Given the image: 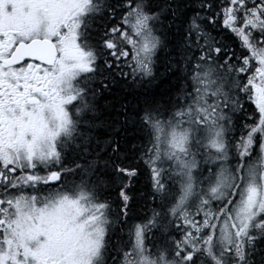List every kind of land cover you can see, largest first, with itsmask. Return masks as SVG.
Masks as SVG:
<instances>
[{"label": "snow or ice", "instance_id": "6c2138e0", "mask_svg": "<svg viewBox=\"0 0 264 264\" xmlns=\"http://www.w3.org/2000/svg\"><path fill=\"white\" fill-rule=\"evenodd\" d=\"M0 264H264V0H0Z\"/></svg>", "mask_w": 264, "mask_h": 264}]
</instances>
